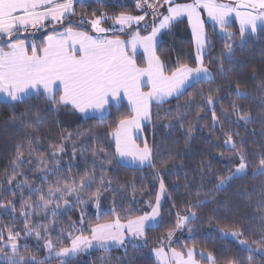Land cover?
I'll return each mask as SVG.
<instances>
[{
  "label": "trees",
  "instance_id": "16d2710c",
  "mask_svg": "<svg viewBox=\"0 0 264 264\" xmlns=\"http://www.w3.org/2000/svg\"><path fill=\"white\" fill-rule=\"evenodd\" d=\"M146 10L138 9L135 0L76 2L73 16L93 19L121 13L137 15ZM69 27L88 30L73 21L63 26ZM239 27L237 22L228 25L234 34V39L228 40L219 25L206 22L211 47L204 54V65L211 79L194 82L179 98L152 107L143 135L152 148L154 168L116 161L109 133L130 114L125 103L111 106L103 118H87L71 107L51 104L42 95L18 102L0 99V244L9 241L12 234L21 244L20 257L61 264L59 258L46 259V241L50 239L54 250L59 251L70 247L71 238L80 235L81 229L90 237L89 229L97 223L117 216L127 222L150 213L162 179L166 195L160 207L161 220L146 230L144 245L129 244L125 251L95 250L85 260H71V264H158L153 251L178 229L182 237L175 241L176 248L183 252L194 249L201 264H213L206 258L209 253L214 264H264V174H254L264 158V28L246 32L242 44ZM53 30L59 31L51 29L33 38L34 42L42 46ZM132 32L112 36L125 38ZM225 43L234 49L231 60L226 58ZM0 47H6L4 41ZM156 55L165 64L166 73L184 63L196 66L195 42L187 18L174 21L160 34ZM136 60L139 66H146L141 54ZM209 95L215 101L211 106L206 103ZM233 104L238 106V113ZM213 111L218 118L215 122ZM244 113L251 117L247 122L238 118ZM229 136L236 149L226 144ZM18 147L22 152L19 159ZM237 149L243 152L248 167L244 174L217 189L219 178L238 166ZM56 157L62 166L49 174L50 184L56 188L59 180L81 193L78 199L65 194L67 210L57 216L39 212L30 216L25 199L32 194L22 184V176L28 178V185L40 187L43 165ZM9 207L12 211L5 213ZM193 212L195 219L177 226L179 217ZM22 213H26L24 218ZM41 224L46 225L48 235L38 241L36 233ZM232 231L242 235L233 237ZM239 240L248 244L241 245Z\"/></svg>",
  "mask_w": 264,
  "mask_h": 264
},
{
  "label": "snow or ice",
  "instance_id": "6c2138e0",
  "mask_svg": "<svg viewBox=\"0 0 264 264\" xmlns=\"http://www.w3.org/2000/svg\"><path fill=\"white\" fill-rule=\"evenodd\" d=\"M164 5L168 6L167 14H158V8ZM136 7L150 9L152 12L153 24L151 31L146 35H141L139 29H134L126 40L109 39L99 34L113 31L116 25L121 31L126 27L131 29L134 24L139 25L146 19L147 11L135 16L125 13L113 17L101 15L89 21L97 35L74 31L70 27L62 32L53 30V34L48 35L41 46L35 43L29 45L17 34L27 33L29 28H43L45 22L63 23L68 16L75 15L73 0H0V40H4L6 45V47H0V94L16 102L24 100L34 91L53 105L71 107L80 113H87L90 110L102 112L109 107L110 102H118L123 96L130 106V114L120 119L109 133L115 143L116 161L119 163L123 159L131 158L134 163L138 162L141 166L147 164L154 168L152 148L146 140L143 146L137 144L138 137L135 135L142 130L143 122L151 121L153 103L159 105L170 97L179 98L192 83L211 79L212 74L204 65L203 54L211 47V42L205 30L202 12H206L207 17L219 25L228 40L234 39V34L228 31L230 17L234 14L239 21V32L243 44L246 32L256 33L258 28H264V0H231L230 3H222L218 0H191L190 3L163 0V4H160L159 0H136ZM157 15L162 17L158 23ZM182 16H187L191 27L195 42L196 66L190 67L184 63L166 73L165 64L156 55L157 36L161 29L169 28ZM109 19L113 21V27H102L101 25ZM138 48L143 49L146 64L144 67L137 64ZM224 48L226 58L231 60L234 54L232 44L225 43ZM220 70L223 71V64ZM237 94L239 95V86H237ZM214 102L213 96L209 95L206 103L211 106ZM233 109L239 112L235 104ZM238 118L247 122L251 117L248 113H244L238 115ZM212 119L214 122L218 119L215 111L212 112ZM226 144L236 149L230 136ZM237 154L240 161L238 166L235 171L230 170L228 176L219 178L217 189L223 188L237 176L245 173L248 167L245 156L239 149ZM21 156L22 152L18 147L17 159ZM107 163L110 164L112 161L108 160ZM259 163L258 172L254 174H264V158H261ZM13 179L14 177L9 178L7 182L11 184ZM81 187L84 185L81 184ZM164 189V182L161 179V193ZM60 191H62L60 188H56L55 191L50 189V195ZM73 191L75 189H66L69 195ZM40 199L44 200V197L41 196ZM156 201L158 206L159 195ZM48 203L50 201H45L44 206L47 207ZM97 207H99L98 202ZM157 215V207H152L151 213L146 212L135 218H129L126 223H121L117 216L115 220L97 223L91 227L90 237L85 236L81 229L80 235L71 238L70 247L55 251L50 240L45 243V247L49 250L50 256L55 251V256L62 258L61 264H71V257L91 248L93 241L97 246L106 248L109 242L123 245L125 233L133 238H142L145 235L147 223L155 221ZM195 218L194 212L179 217L177 226H183ZM81 223H83V217ZM31 231L29 230L28 234H31ZM36 235L40 237L39 232ZM231 235L238 238L242 232L232 231ZM15 238L12 234L8 237L10 241ZM239 243L247 245L248 241L239 240ZM253 243L256 242L253 241ZM11 247L14 256L7 258V264H44V261H36L34 257L31 261H26L24 257L16 260L17 245L12 243ZM154 251L157 257L163 260V264H169L163 248ZM186 256L187 259H185V253L173 249L172 264H197L194 249H188ZM206 258L214 264L210 253Z\"/></svg>",
  "mask_w": 264,
  "mask_h": 264
},
{
  "label": "rangeland",
  "instance_id": "374dc122",
  "mask_svg": "<svg viewBox=\"0 0 264 264\" xmlns=\"http://www.w3.org/2000/svg\"><path fill=\"white\" fill-rule=\"evenodd\" d=\"M226 2L230 3L231 0H226ZM159 3L163 4V0H159ZM167 7H168L167 5H164L163 7L158 8V10H157L158 14L159 13H164ZM146 11L148 12V15L146 16V19L144 21L140 22L139 25H135L134 24L131 29L126 27L125 30H123V31H121L119 26L116 25V26H114L113 31H110L108 33H102V34H99V35L106 36L107 38H109V36L112 35L113 33H128V32H131L134 29H139L140 33L145 32L144 34H141V35H146L148 32L151 31V27H152V24H153V15H152L151 10L147 9ZM142 14H144V13H140V14H137V15H142ZM128 15L135 16L134 14H128ZM161 18L162 17L157 15L156 22L158 23L159 19H161ZM91 20L92 19H86V18H83V19L82 18H78V19L72 18L71 21L89 28V31H90V33L92 35H97V33H95L92 30L91 24L89 23V21H91ZM54 26H58V23H55L53 25L47 24L46 26H44L45 27L44 28L45 29L44 33H47L49 30L53 29ZM60 26H63V25H60ZM101 26L105 27V28L113 27V21H108L107 20ZM145 26H147V27H145ZM165 30H167V28L166 29H161L160 33L158 34V36H157V41L158 42H159L160 34L163 31H165ZM38 31L40 32L41 28ZM247 33H251V32L249 31ZM223 35H224V33H223ZM31 41L34 42L33 39ZM140 49H142V48H140ZM141 55L144 57V54H141ZM144 60H145V57H144ZM144 90L146 91L147 89L145 88ZM172 98H174V97H170L166 101H168L169 99H172ZM122 102H124L130 108V106L128 105L127 99L124 98L123 96H121V99L117 102V106L116 107H120ZM154 105H157V104L153 103L152 107ZM152 107H151V110H152ZM147 123H149V122H143L142 123V130L139 133L135 134L138 137L136 139V143L139 144L141 142L142 143V145L140 144L141 146H143V143L146 140L144 135H143V127ZM112 141L114 142L113 138H112ZM61 153H62V151L59 150L58 154H61ZM120 162H122L123 164H126V165L141 166L138 162H135V163L132 162L131 158L123 159ZM61 166L62 165H61V162L58 159V157L54 158L53 160H50V162L49 161L46 162V164L43 165V168L40 171V175L42 177V183L40 184V187L37 186L36 188H34V187L28 185L29 184L28 183V178L25 175L22 176L23 177V183L22 184L27 185L25 187L30 188L29 190L31 191V194H32L29 197L28 200L25 199V202H27V203H25L26 204L25 207H26L27 211L30 213V216H33V213H35V212L46 213V214H49L50 216H57V215H59L62 212L67 210L66 209L67 203L64 202V200H65L64 195L67 194L66 193V189L68 187L64 186V183L62 181L58 180L57 186H56V188H60L62 191L55 192V195H50V189L52 191H55L56 188H54L50 184V181L48 180V177L50 176L49 174L56 173V170H59L61 168ZM143 166H147V164H145ZM45 190H49L48 191L49 192L48 195L45 194ZM79 193H81V191H78L77 193H75V191H73L70 195L73 196L74 198L78 199ZM67 195H69V194H67ZM165 195H166L165 189H164L163 193H161V190H160V192H159V196H160L159 205L157 206V203H156V205L153 206V207H157L158 215L156 216L155 221H150V222L147 223L145 232H146V230L148 228L155 227V226H157L159 224V222L161 220L160 207L162 205V202H163V199H164ZM41 196L44 197V200L40 199ZM45 201H50V203L47 204V207L44 206V202ZM11 211H12V207L4 209L5 213L6 212L10 213ZM53 212H55V215H53ZM22 218H24V214H23ZM121 223H126V222H121ZM39 230H40L39 231L40 237L38 238L37 235H36V238H38L37 239L38 241H39V239L41 238L42 235H45V236L48 235V232H47L48 230H47V227H46L45 224H41L40 227H39ZM181 237H182V231H180V229H178L176 232L171 233V236L168 235V237H166L164 239V243H161V245L158 248H156V249H159V248H163L164 249L165 253L167 254V258L169 260V264H172L171 256H172V250L173 249H175L177 252L185 253V259H187V256H186V252L187 251L183 252L182 250H179V249L176 248L177 242H175V241L176 240L178 241ZM47 238H50V237H47ZM145 240H146L145 239V235L142 238L141 237L133 238V237H131L130 234L125 233V243L123 245H116L115 243L109 242V244H108V246L106 248H101V247L96 245L95 241H93V246L91 248H88L85 251L77 253L74 257H71V260H76V259H79V258H81L82 260H85L95 250H108V249L118 248V249H121V250L125 251L129 244H135L136 243V244H139V245H144L145 244ZM12 243H15L17 245V250L16 251H17L18 254L15 255V259L16 260L20 259V256H19L20 252L19 251H20V248H21V244H20L19 240H17V239H15L13 241L9 240L7 242H2L0 244V263H2V264L3 263H7V258L14 256V253H13V250H12V247H11ZM153 254H154V257L157 260L158 264H163V260L161 258L157 257L155 251H153ZM202 257H204V256H202ZM51 258H59L60 260H62V258L55 256V251L50 256L49 250H48V256L46 257V259H51ZM194 258L197 261V264H201V262H199V260L196 258V255L194 256ZM25 260L26 261H31L32 259L31 258H25ZM209 264H211V263H209Z\"/></svg>",
  "mask_w": 264,
  "mask_h": 264
},
{
  "label": "crops",
  "instance_id": "0c3cea01",
  "mask_svg": "<svg viewBox=\"0 0 264 264\" xmlns=\"http://www.w3.org/2000/svg\"><path fill=\"white\" fill-rule=\"evenodd\" d=\"M190 2H191V0H177V1H176V3H190ZM218 2L227 3L226 0H223V1H222V0H218ZM75 3H76V0H73V8H74ZM164 14H167L166 10H165ZM72 18H74L73 15L68 16V18L65 19L63 23H58V26H54L53 29H57V30H59L58 32H62V31H64L66 28L64 29L63 26H65V25H66L67 23H69V22H72V21H71ZM181 18H187V16H182V17H180V18H178V19H181ZM202 19L205 20V23H206V22H209V23H213V24H215L211 19H209V18L207 17V13H206V12H202ZM232 22H237V23L239 24V21L236 19V17H235L234 14H233L232 17H230V23H232ZM55 23H56V22H51V23H49V22H45V26H46L47 24L53 25V24H55ZM230 23H229V24H230ZM60 25H63V26H60ZM59 26H60V27H59ZM239 26H240V25H239ZM44 28H45V27L41 28V31H40V32L38 31L40 28H39L38 30H37V29H31V28H29V30H28L27 33H23V32H21V33H18L17 35H18V37H22L23 39H25V40L29 43V45L32 44V43H35V44H36V42H32L31 40H32L33 38L41 37V36L45 35L46 33H44V32H45V29H44ZM72 29H73V28H72ZM73 30H74V31L88 32L89 34H91L90 31H89V28H88L87 31H86V30H83V29H73ZM38 32H39V33H38ZM51 34H53V33H51ZM48 35H50V34H48ZM48 35H47V36H48ZM91 35H92V34H91ZM47 36L44 38V41L46 40ZM28 38H29V39H28ZM116 38L126 40V39H128L129 37L121 38V37H115V36H112V35L109 36V39H116ZM5 39H6V38H5ZM0 41H4V40H0ZM37 45H40V43L37 44ZM157 45H158V43H157ZM157 45H156V48H157ZM139 54H143V50L140 49V48L137 49V53H136V55H139ZM33 95H37V94L33 91L29 96L25 97V99H27V98H29V97H31V96H33ZM0 99H1L2 101H5V102H12V101L6 99V97H5L3 94H0ZM25 99H24V100H25ZM16 102H18V101H16ZM122 103H124V102H122ZM122 103H121V104H122ZM111 106H117V102H116V101H112V102H110L109 107H108L106 110L102 111V112H95V111H91V110H90V111L87 112V113H80V112H79V113H80L82 116L87 117V118H91V117L103 118V117H105V116H107V115L109 114V110H110V107H111Z\"/></svg>",
  "mask_w": 264,
  "mask_h": 264
},
{
  "label": "built area",
  "instance_id": "2783aa9c",
  "mask_svg": "<svg viewBox=\"0 0 264 264\" xmlns=\"http://www.w3.org/2000/svg\"><path fill=\"white\" fill-rule=\"evenodd\" d=\"M89 1H104V2H106V1H124V0H76V2H89Z\"/></svg>",
  "mask_w": 264,
  "mask_h": 264
}]
</instances>
